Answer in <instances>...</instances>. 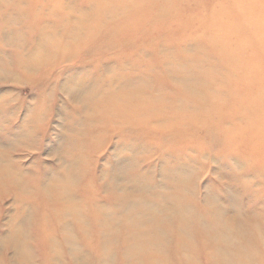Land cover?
Here are the masks:
<instances>
[{
    "label": "rangeland",
    "instance_id": "rangeland-1",
    "mask_svg": "<svg viewBox=\"0 0 264 264\" xmlns=\"http://www.w3.org/2000/svg\"><path fill=\"white\" fill-rule=\"evenodd\" d=\"M66 12L91 15L84 37L18 68ZM263 14L0 0V264H264ZM225 221L233 245L205 229Z\"/></svg>",
    "mask_w": 264,
    "mask_h": 264
},
{
    "label": "bare ground",
    "instance_id": "bare-ground-1",
    "mask_svg": "<svg viewBox=\"0 0 264 264\" xmlns=\"http://www.w3.org/2000/svg\"><path fill=\"white\" fill-rule=\"evenodd\" d=\"M52 1V0H51ZM69 1V0H68ZM92 1V0H91ZM97 1V0H96ZM72 2V1H71ZM99 2V1H98ZM234 2H236V1H234ZM263 2V1H262ZM218 3V2H217ZM243 3V2H242ZM247 3H249V2H247ZM88 4V3H87ZM88 5H90V4H88ZM95 5V4H94ZM108 5V4H107ZM199 5V4H198ZM220 5V4H219ZM222 5V4H221ZM252 4H250V6H251ZM254 5V4H253ZM258 5H260V4H258ZM73 6V5H72ZM91 6V5H90ZM134 6V5H133ZM175 6V5H174ZM195 6V5H194ZM237 6V5H236ZM246 6V5H245ZM250 6H248V7H250ZM47 7V6H46ZM67 7V6H66ZM111 7H112V4H111ZM241 7V6H240ZM247 7V8H248ZM44 8V7H43ZM48 8V7H47ZM85 8V7H84ZM84 8H82V9H84ZM87 8V7H86ZM85 8V9H86ZM113 8V9H112ZM112 8H110V9H108L109 11H107L106 13V15H108V16H113L114 14H116V12H115V10H117L114 6L112 7ZM176 8V7H175ZM238 8V7H237ZM244 8V7H243ZM243 8H241V9H243ZM251 8H252V6H251ZM45 9V8H44ZM74 9H76V8H74ZM80 9V8H79ZM119 10H120V8H118ZM219 9H221V8H219ZM253 9V8H252ZM255 9V8H254ZM41 10V9H40ZM70 10V9H69ZM89 10V9H88ZM217 10V9H216ZM43 11V10H42ZM67 11H68V9H67ZM200 11V10H199ZM211 11H212V9H211ZM238 11V10H237ZM244 11H247V10H245L244 9ZM72 12V11H71ZM78 12H80L79 10H78ZM92 12H94V11H92ZM192 12V11H191ZM214 12V11H213ZM256 12V11H255ZM70 12H66V14H64V16H63V25L62 26H59L60 28H63L64 30H65V35H64V37H63V39L60 41L59 40V38H57V40H59V41H54V40H52V39H50L48 36H46V37H42V40H41V43H39L38 42V45H37V48L35 49V50H33L32 52H30V53H27V55L25 54V55H20L19 56V61H20V65H19V67L18 68H20V66H21V68H23L24 70L26 69L27 71H32V70H34L35 69V67L37 68L39 65H38V60H39V58L38 57H41V56H45V58H47L48 57V59H49V56H47L48 55V53H49V47H50V45H52L51 46V48L52 47H58V45H60L61 47H67V45L69 44V42L71 41H74L75 40V42H76V39H79V38H81L82 36L84 37V32H86V29H87V27L88 28H90V26L88 25V21H89V19L91 18V15H89L88 14V12L86 13V12H83L82 14H80V13H78V15H79V17L78 18H76V20H73L72 21V18H71V15L72 14H69ZM119 13V12H118ZM126 13V12H125ZM212 13V12H211ZM97 14V13H96ZM95 14V15H96ZM248 14V13H247ZM75 15H76V13H75ZM103 15H105V14H103ZM125 15V14H124ZM246 15V14H245ZM264 15V14H263ZM120 16V15H119ZM123 16V15H122ZM190 16V15H189ZM73 17V16H72ZM113 17H115V16H113ZM253 17V16H252ZM71 18V21L69 20ZM100 18V17H99ZM105 18V17H104ZM107 18V17H106ZM120 18H121V16H120ZM192 18H194V16L192 17ZM212 18H214V17H212ZM260 18V17H259ZM259 18H257V19H259ZM262 18V17H261ZM74 19V18H73ZM103 19V18H102ZM190 19V18H189ZM250 19V18H249ZM110 20V19H109ZM108 20V21H109ZM124 20V19H123ZM246 20H248V18L246 19ZM262 20V19H261ZM104 21V20H103ZM122 20H120V22H121ZM105 23H106V21H104ZM104 22H102V23H104ZM114 22V21H113ZM117 22H118V20H117ZM194 22V21H193ZM242 22V21H241ZM261 22V21H260ZM104 23V24H105ZM251 23H253V22H251ZM109 24V23H108ZM114 25H115V23H113ZM121 24V23H120ZM254 24V23H253ZM259 24V23H258ZM257 24V25H258ZM106 25V24H105ZM242 25V24H241ZM261 25V24H260ZM260 25H258L259 27H260ZM111 26H113V25H111ZM208 26V25H207ZM58 27V28H59ZM103 27V26H102ZM101 27V28H102ZM110 26H108V28H109ZM119 27V26H118ZM125 27V26H124ZM243 27H245V26H243ZM56 28V27H55ZM104 28V27H103ZM261 28V27H260ZM124 29H126V28H124ZM123 29V30H124ZM256 29V28H255ZM64 30H61L63 33H64ZM89 30V29H88ZM102 30V29H101ZM116 30H118V29H116ZM122 30V29H121ZM122 30V31H123ZM91 31V30H90ZM101 33V32H100ZM105 33V32H104ZM117 33V32H116ZM238 35V34H237ZM241 35V34H240ZM94 36V35H93ZM89 37V36H88ZM86 39V38H85ZM84 39V40H85ZM83 40V41H84ZM85 42V41H84ZM46 44V46L47 47H44V45ZM243 44V43H242ZM242 44H240V45H242ZM255 45V44H254ZM264 46V45H263ZM60 48V47H59ZM59 48H58V50H59ZM238 48V47H237ZM56 50H57V48H55ZM67 49V48H66ZM52 50V49H51ZM228 51V50H227ZM236 51H238V50H236ZM244 51V50H243ZM20 54V53H19ZM23 54V53H22ZM54 54H55V52H54ZM53 54V55H54ZM243 54V53H242ZM225 55V54H224ZM223 55V56H224ZM240 56H241V54H240ZM17 59V58H16ZM224 59V58H223ZM243 59H246L245 57L243 58ZM250 59V58H249ZM242 60V59H241ZM221 61V60H220ZM227 61V60H226ZM246 61V60H245ZM254 61V60H253ZM173 62V61H172ZM18 63V62H17ZM231 63V62H230ZM249 63H252V62H249ZM19 64V63H18ZM50 64H52V61H50ZM175 64H178V63H175ZM174 64V65H175ZM255 64V63H254ZM257 64V63H256ZM261 64V63H260ZM48 65V64H47ZM253 65V64H252ZM44 66H42V68H43ZM38 68H40V67H38ZM45 68V67H44ZM49 68V67H48ZM173 68V67H172ZM170 69L171 71L173 70V69ZM41 69V68H40ZM39 69V70H40ZM167 69V68H166ZM169 69V68H168ZM252 69V68H251ZM22 70V69H21ZM25 70V71H26ZM54 70V69H53ZM36 71V70H35ZM175 73V72H174ZM252 74V73H251ZM253 74H255V72L253 73ZM171 75H173L172 73H171ZM250 75V73L248 74V76ZM225 76H227V75H225ZM239 77V76H238ZM241 77V76H240ZM243 77V76H242ZM241 77V78H242ZM256 77H258V73H257V76ZM245 78V77H244ZM250 78V77H249ZM248 78V79H249ZM255 78V77H254ZM259 79H261L260 77H258ZM228 79H229V76H228ZM253 79V78H252ZM238 80H239V78H238ZM244 80V79H243ZM235 81H237V79L235 80ZM245 81V80H244ZM243 81V82H244ZM239 83V82H238ZM246 83H249V82H246ZM252 83V82H251ZM250 83V84H251ZM209 84V83H208ZM214 84V83H213ZM245 84V83H244ZM260 84H262V83H260ZM234 85V84H233ZM66 83H64L63 84V86H62V90H65V89H67L66 88ZM236 86V85H235ZM183 87H185V86H183ZM260 88V87H259ZM262 88H264V87H262ZM245 89V88H244ZM244 89H243V91H244ZM263 90V89H262ZM243 91H242V93H243ZM108 92H110V91H108ZM112 92V91H111ZM195 92V91H194ZM207 92V91H206ZM247 92V91H246ZM112 93H114V92H112ZM208 94L210 93V92H207ZM245 94V93H244ZM108 95V94H107ZM203 95V94H202ZM205 95V94H204ZM248 95V94H247ZM246 95V96H247ZM109 96V95H108ZM126 96V95H125ZM113 97V96H112ZM213 97V96H212ZM116 98H118V96L116 97ZM127 99V98H126ZM246 99V98H245ZM131 100H132V103H133V101L135 102V99L133 100L132 98H131ZM130 100V101H131ZM121 101V100H120ZM125 101V100H124ZM138 101V100H137ZM139 102V101H138ZM117 103H118V99H117ZM117 103H116V105H117ZM140 103V102H139ZM138 104V103H137ZM136 104V106L137 107H139L138 105ZM112 105H114V104H112ZM101 106H103V105H101ZM108 106V105H107ZM123 106V105H122ZM124 106H126V105H124ZM123 106V107H124ZM134 106V105H133ZM143 106V105H142ZM111 108H113L112 106H110ZM122 107V108H123ZM126 107H129V105L128 106H126ZM132 107V106H131ZM209 107V106H208ZM93 109V108H92ZM103 109V108H102ZM114 109H115V107H114ZM117 109V108H116ZM97 110H99V109H97ZM100 110H101V108H100ZM99 110V111H100ZM126 110V109H125ZM131 110V109H130ZM134 110V109H133ZM196 110V109H195ZM108 111V110H107ZM115 111V110H114ZM113 110H111V112H114ZM128 111V110H127ZM137 111V110H136ZM135 111V112H136ZM199 111V110H198ZM102 112V111H101ZM138 112V111H137ZM201 112V111H200ZM100 113V112H99ZM98 113V114H99ZM107 113V112H106ZM105 113V114H106ZM124 113V112H123ZM127 113V112H126ZM125 113V114H126ZM129 113H130V111H129ZM108 114H110L109 112H108ZM114 114V113H113ZM156 114V113H155ZM196 114V113H195ZM115 115V114H114ZM140 115V114H139ZM118 116V115H117ZM132 116H136V115H132ZM199 116V115H198ZM204 116V115H203ZM139 117V116H138ZM145 117V116H144ZM136 118H137V116H136ZM147 118V117H146ZM149 118V117H148ZM124 119V118H123ZM126 119H128V118H126ZM141 119V118H140ZM209 119H210V117H209ZM99 120V119H98ZM101 120V119H100ZM122 120V119H121ZM132 120H134V119H132ZM165 120V119H164ZM203 120V119H202ZM102 121V120H101ZM109 121V120H108ZM112 121V120H111ZM126 121H128V120H126ZM135 121H136V119H135ZM155 121H156V119H155ZM163 121V120H162ZM166 121V120H165ZM231 121V120H230ZM234 121V120H233ZM138 122V121H137ZM228 122V121H227ZM126 123V122H125ZM234 123H235V121H234ZM119 124V123H118ZM122 125H123V123H121ZM130 124V123H129ZM142 124V123H141ZM120 125V124H119ZM202 125V124H201ZM231 125H233L232 123H231ZM158 126H159V124H158ZM165 126V125H164ZM233 126H235V125H233ZM228 128V127H227ZM235 128H236V126H235ZM233 131V130H232ZM225 132V131H224ZM234 132V131H233ZM226 134H227V132H225ZM228 133H230V131L228 132ZM235 133V132H234ZM225 135V134H224ZM228 135V134H227ZM229 136V135H228ZM233 137V136H232ZM229 138H230V136H229ZM227 139V138H226ZM254 139V138H253ZM253 141H255V140H253ZM257 147V146H256ZM256 155H258V154H256ZM256 157V156H255ZM262 158V157H261ZM263 159V158H262ZM261 160V159H260ZM258 165V164H257ZM261 168V167H260ZM259 168V169H260ZM261 172V171H260ZM74 211H75V218H76V220H79L78 219V213H76V209H74ZM264 213V212H263ZM216 218V217H215ZM96 221H98V219L96 218ZM212 223V222H211ZM223 223V222H222ZM218 224V223H216V225H214V223L213 224H211V225H209V227H207V228H205V229H207L206 231L208 232V233H210L212 236H214L215 237V235H218V234H222V232L224 231V233L225 234H222L221 235V237H222V239H224L223 241L225 242V244H227V243H232V245L234 244L233 243V239H232V237L230 238V240H229V242H228V237H230L229 235V233H228V228H229V224H230V222H224L223 224ZM101 225L103 224V223H100ZM99 224V225H100ZM226 233H228L227 235H226ZM225 235H226V237H225ZM259 236V235H258ZM185 239H186V237H185ZM137 248H140L141 249V247L140 246H138ZM220 252H222L221 251V249H220ZM151 262V261H150ZM152 264H163V260H153V263Z\"/></svg>",
    "mask_w": 264,
    "mask_h": 264
}]
</instances>
